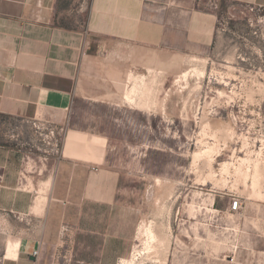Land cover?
<instances>
[{
    "label": "crops",
    "instance_id": "crops-1",
    "mask_svg": "<svg viewBox=\"0 0 264 264\" xmlns=\"http://www.w3.org/2000/svg\"><path fill=\"white\" fill-rule=\"evenodd\" d=\"M213 1L264 9V0H0V119L19 122L17 135H0V264L126 256L127 223L111 208L125 174L110 165L118 155L106 125L120 120L81 105L138 127L139 71L172 76L208 52L219 34ZM43 120L69 128L57 161L31 154L30 125ZM38 190L48 193L44 215Z\"/></svg>",
    "mask_w": 264,
    "mask_h": 264
},
{
    "label": "rangeland",
    "instance_id": "rangeland-1",
    "mask_svg": "<svg viewBox=\"0 0 264 264\" xmlns=\"http://www.w3.org/2000/svg\"><path fill=\"white\" fill-rule=\"evenodd\" d=\"M215 9L219 34L208 52L177 62L172 76L139 71L138 127L107 106L81 105L120 120L106 125L118 155L110 165L125 174L111 208L114 221L127 223L128 253L105 264L132 260L141 224L151 221L171 242L167 264H264V11L230 18ZM18 125L0 119V135H17ZM30 128L33 159L61 158L69 128L58 152ZM35 196V214L44 215L48 193ZM15 221L18 232L23 222Z\"/></svg>",
    "mask_w": 264,
    "mask_h": 264
},
{
    "label": "bare ground",
    "instance_id": "bare-ground-1",
    "mask_svg": "<svg viewBox=\"0 0 264 264\" xmlns=\"http://www.w3.org/2000/svg\"><path fill=\"white\" fill-rule=\"evenodd\" d=\"M159 181L157 179V182ZM154 224L152 221L147 224H141L139 240L142 248L136 249L133 259L124 260L123 264H167L171 242L169 238L167 240L166 236L164 238L159 228L155 226L157 224Z\"/></svg>",
    "mask_w": 264,
    "mask_h": 264
},
{
    "label": "built area",
    "instance_id": "built-area-1",
    "mask_svg": "<svg viewBox=\"0 0 264 264\" xmlns=\"http://www.w3.org/2000/svg\"><path fill=\"white\" fill-rule=\"evenodd\" d=\"M214 8H218V2L213 1L212 3ZM258 11H264L263 8L257 7L255 5L251 4H230L228 7V14L230 18H235L237 15H245L248 16L249 14H254ZM34 126L43 132L42 135L46 136V139H49V143L52 144L54 147V150L57 152L60 150V140L58 137H62L63 133L66 132V126H59L55 125V123L50 121H36L34 122ZM45 133V134H44ZM65 134V133H64ZM239 208V201H235L233 206L231 207V211L237 210ZM65 230H68V228H65ZM38 251H35L34 256H38Z\"/></svg>",
    "mask_w": 264,
    "mask_h": 264
},
{
    "label": "trees",
    "instance_id": "trees-1",
    "mask_svg": "<svg viewBox=\"0 0 264 264\" xmlns=\"http://www.w3.org/2000/svg\"><path fill=\"white\" fill-rule=\"evenodd\" d=\"M228 7H229L228 3L221 2V4H220V14H221V12L226 11L228 9Z\"/></svg>",
    "mask_w": 264,
    "mask_h": 264
}]
</instances>
